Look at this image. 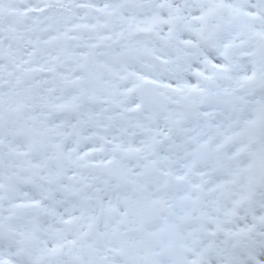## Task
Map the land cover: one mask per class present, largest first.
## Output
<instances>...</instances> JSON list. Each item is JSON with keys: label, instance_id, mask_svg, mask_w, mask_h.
I'll list each match as a JSON object with an SVG mask.
<instances>
[{"label": "flooded vegetation", "instance_id": "af4514ba", "mask_svg": "<svg viewBox=\"0 0 264 264\" xmlns=\"http://www.w3.org/2000/svg\"><path fill=\"white\" fill-rule=\"evenodd\" d=\"M264 224V0H0V264H241Z\"/></svg>", "mask_w": 264, "mask_h": 264}, {"label": "built area", "instance_id": "2783aa9c", "mask_svg": "<svg viewBox=\"0 0 264 264\" xmlns=\"http://www.w3.org/2000/svg\"><path fill=\"white\" fill-rule=\"evenodd\" d=\"M239 228L248 234L252 246V253L242 259V264H264V227L247 221Z\"/></svg>", "mask_w": 264, "mask_h": 264}]
</instances>
